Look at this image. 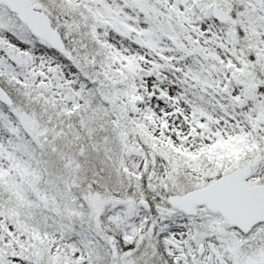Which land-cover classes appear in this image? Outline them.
<instances>
[{
	"label": "snow or ice",
	"instance_id": "1",
	"mask_svg": "<svg viewBox=\"0 0 264 264\" xmlns=\"http://www.w3.org/2000/svg\"><path fill=\"white\" fill-rule=\"evenodd\" d=\"M0 264H264V0H0Z\"/></svg>",
	"mask_w": 264,
	"mask_h": 264
}]
</instances>
